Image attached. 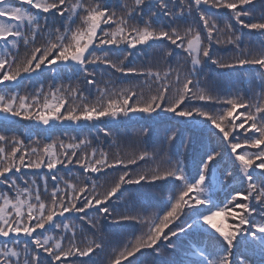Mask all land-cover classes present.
<instances>
[{
	"label": "snow or ice",
	"instance_id": "6c2138e0",
	"mask_svg": "<svg viewBox=\"0 0 264 264\" xmlns=\"http://www.w3.org/2000/svg\"><path fill=\"white\" fill-rule=\"evenodd\" d=\"M165 43L163 58L175 66L130 60L133 50ZM214 45L233 54L216 56ZM208 62L255 68L258 90L209 87L201 79ZM49 74L47 88L19 90ZM113 74L140 82L116 87ZM62 75L94 86L95 98L78 82L57 85ZM161 113L182 130L165 128L151 151L111 152L87 136L26 143L5 131L101 122L110 138L111 125ZM195 129L199 140L181 134ZM69 166L80 175H58ZM0 185V264H97L99 254L104 264H264V0H0ZM160 186L170 194L158 211L119 210L126 193ZM221 187L231 188L223 200ZM105 224L139 225V234L109 244L96 235Z\"/></svg>",
	"mask_w": 264,
	"mask_h": 264
},
{
	"label": "trees",
	"instance_id": "16d2710c",
	"mask_svg": "<svg viewBox=\"0 0 264 264\" xmlns=\"http://www.w3.org/2000/svg\"><path fill=\"white\" fill-rule=\"evenodd\" d=\"M259 11V10H258ZM224 10H221V18L228 19L227 16L223 15ZM182 26L186 27V24ZM252 44L259 45L261 43V39L256 37L248 38ZM167 47V44L159 45L158 47L153 48H144L143 52L138 50H133V56L130 57V60L136 65L141 63L143 64H151L153 67L164 68L166 64H172L175 66V59L168 58L167 61L163 58V51ZM179 51V50H177ZM213 52L216 56H230L233 54L232 46H213ZM122 55V53H119ZM187 67H190L188 65ZM101 69H97L99 72ZM71 75V74H68ZM105 79H108V75L106 74ZM99 79V76H98ZM142 79V78H141ZM201 79L209 86L215 88V90L223 92L229 88H239L244 94L250 95L253 90L257 89V82L259 80L258 72L255 68L252 69H219L215 65H212L210 62L207 63L206 66L203 67V75ZM129 81L139 83L140 81L134 79L132 77H123L120 74H113L111 76V83L113 86L122 87L129 83ZM51 82V75L47 78L35 77L33 76L30 80L26 79L23 84L20 86V91L23 93L25 89L31 91L33 89L39 88L41 84L47 88V85ZM80 84V87L85 95H88L90 99H94L96 93V89L94 86L87 85L82 78L77 80V78L73 77L71 80L68 79V76L62 75L57 78L55 83L57 85L71 84L75 85L76 83ZM103 86V84H101ZM170 115V114H169ZM175 125L177 129L182 130V126L177 123L175 120H169L163 113L158 118L153 120L146 119H136L133 118L130 121H126L124 123L115 124L109 126V131L112 133V137L105 138L103 136V132L99 131V129L104 128V124L101 122H96L95 125L91 124H82L80 127H76V125L65 122L62 125L54 129H50L48 132L42 131L43 126H33L28 122H22L21 124L15 125L12 128L6 129L7 134L12 135L16 134L20 136L21 139H24L26 143L29 142L30 139L34 140L36 138L43 139L49 134L52 135L53 138L60 137L67 141L70 137H76L77 139L83 138L85 136L93 139L94 145L97 143L96 137H100V142L104 146L106 150L111 152H115L119 150L121 153L125 151H139L142 149H148L151 151L154 146H158L160 142L163 140L165 136L164 129L167 127H171ZM147 129L149 135L144 137L142 140L139 139L136 133ZM182 136L185 134L194 135L197 140L201 138V134L199 129H195L193 133H184L182 131ZM112 139H116L118 141L116 146L109 147L111 145ZM205 143L208 142V137L205 134L203 136ZM215 139V138H213ZM179 141H177V144ZM170 155H175V149L170 150ZM141 164L144 162L141 161ZM185 165L190 171H194L191 155H188V158L185 160ZM29 175L33 170H24ZM42 172H46L47 170H41ZM82 170L79 169V166H69L68 168L62 169L58 172V175H62L65 177L71 176L75 178V176L80 175ZM11 175V174H10ZM114 175V174H113ZM94 178H97L99 182L104 183V186L107 187V183L105 182L104 176L96 177L93 174ZM113 176H109L107 181H111ZM49 186L51 187V181L49 182ZM6 188L4 185H0V190ZM169 191L165 186L160 187H144L140 188L139 191H134L131 198L126 193L125 197L118 202L119 210L125 211L126 208H131L134 204L137 207L138 211H141L143 214L147 215L152 212H156L159 210V206L163 203L167 196L169 195ZM231 194L230 187H221L218 189V195L221 200H223L226 196ZM79 223V221H75ZM135 222H129V224H134ZM139 225H136V228L131 226L125 228H116L109 227L107 224L102 228V233H97L96 235H103L106 238V242L109 244L119 243L120 241L126 239L131 233L134 231L136 234L138 232ZM89 236L92 235L91 232L88 233ZM187 239V238H185ZM139 255V254H137ZM94 260L97 261V264H104V254H99L93 257ZM145 259V258H142ZM152 257L148 256L147 260H151ZM259 259V257H257Z\"/></svg>",
	"mask_w": 264,
	"mask_h": 264
}]
</instances>
